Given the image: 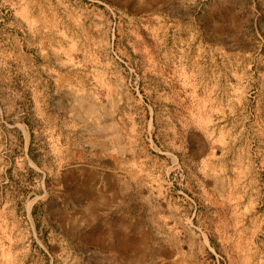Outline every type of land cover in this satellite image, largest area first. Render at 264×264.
<instances>
[{"label":"rangeland","instance_id":"374dc122","mask_svg":"<svg viewBox=\"0 0 264 264\" xmlns=\"http://www.w3.org/2000/svg\"><path fill=\"white\" fill-rule=\"evenodd\" d=\"M0 264H264V0H0Z\"/></svg>","mask_w":264,"mask_h":264}]
</instances>
